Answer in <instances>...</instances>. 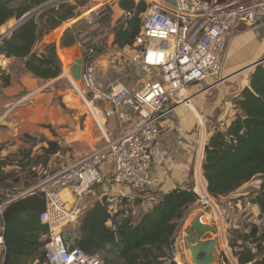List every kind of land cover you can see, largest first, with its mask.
Segmentation results:
<instances>
[{"label": "built area", "instance_id": "obj_1", "mask_svg": "<svg viewBox=\"0 0 264 264\" xmlns=\"http://www.w3.org/2000/svg\"><path fill=\"white\" fill-rule=\"evenodd\" d=\"M72 2L50 0L47 8ZM133 2L130 11L111 10L99 2L82 9L81 14L76 12L57 30L69 32L82 54L78 100L101 134L103 145L54 171L40 167L36 185L0 200L3 220L11 203L26 196L43 198L39 221L48 228L43 264H103L98 255L71 248L63 238V228L77 221L83 196L98 185L123 186L135 192L152 189V150L167 129L165 120L179 106L190 109L191 86L221 72L231 26L264 19V0ZM140 3L145 10L137 15L139 33L132 45L119 47L115 30L126 26ZM123 62L128 63L127 72ZM69 81L76 83L72 78ZM108 122L120 132L108 129ZM200 201L206 211L209 201ZM180 237L171 244L174 264H186L179 256V246H185ZM5 252L3 226L0 264H5Z\"/></svg>", "mask_w": 264, "mask_h": 264}, {"label": "trees", "instance_id": "obj_2", "mask_svg": "<svg viewBox=\"0 0 264 264\" xmlns=\"http://www.w3.org/2000/svg\"><path fill=\"white\" fill-rule=\"evenodd\" d=\"M49 1L0 0V27L12 20H20ZM81 2L46 8L31 16L0 41V55L20 62L24 71L37 79L58 78L62 70L56 47L43 43L45 47L39 53L35 48L45 36L57 31L73 18ZM118 5L128 11L135 7L133 0H119ZM144 10L145 4L140 3L126 27L121 26L115 30L116 45H132L140 30L137 15ZM74 43L72 35L65 32L60 46L68 48ZM9 79L8 76L3 78V87L10 85ZM234 104L237 110L235 119L226 129L214 130L204 147L203 177L207 183V192L213 198L226 197L253 178L264 177V61L254 68L249 77V86L242 90ZM23 137L25 140H33L30 136ZM46 145L40 148L44 156H54L60 152L56 142L48 141ZM33 146L20 150V157L16 161L9 163V156L0 158L1 189H13L18 184V181L10 183L14 181L15 174L4 171L9 165L19 168L15 170L17 174L25 167L29 169L31 165L35 167L43 163L42 154L37 156L36 161L31 160ZM30 185L31 182L26 187ZM199 189L205 192L203 187ZM196 201L197 196L192 188L175 189L163 195L135 223L127 211L110 214L106 205L97 204L83 216L77 229L78 238L74 245L69 246L100 256L104 264H164L166 261L174 264L171 261L172 239L178 223ZM252 203L258 206L260 216L264 218V194L257 196ZM43 209L44 200L39 195L26 196L6 208L3 213L5 264H22L25 262L23 256L30 257L32 262L44 263L43 252L47 241H39L38 237L47 235L48 229L35 219ZM39 230L43 233L37 236ZM243 238L244 242L254 238V231L252 235ZM238 248L234 254L238 264H264V260H255L258 254L262 255L260 245H256V252L248 246L241 245Z\"/></svg>", "mask_w": 264, "mask_h": 264}, {"label": "crops", "instance_id": "obj_3", "mask_svg": "<svg viewBox=\"0 0 264 264\" xmlns=\"http://www.w3.org/2000/svg\"><path fill=\"white\" fill-rule=\"evenodd\" d=\"M74 1L76 3L77 1H80V0H74ZM86 1H88V3L87 4L85 3L86 4L85 6L79 5L77 6L76 10L77 11L80 10L79 8H83L84 10L87 8L94 7L99 2H105L106 5L111 7L110 8L111 10L113 9L118 10L120 8L118 5L119 0H86ZM45 6H47V4L40 8H43ZM4 26L0 27V37L10 29L9 28L5 33H3L4 31L2 29ZM230 30L231 31L229 32L228 38H227V41H228L227 50L221 60L222 69H223L221 71L223 72V74L218 77L216 76L210 77L204 82V84L192 86L189 91L190 93L194 95L193 100H194L195 106L198 108L199 107L203 108V109L208 108L209 105H208L207 98H209L208 95H210L211 93L218 92V95H217L218 98H217V101H215V105L216 103H218L217 104L218 106H220V104L223 105V101L222 103L218 101L220 94H222L221 95L222 99L225 98V96L232 94L233 100L232 101L224 100L225 105L222 106L221 108L223 109L226 108L224 110H227L228 109L227 106L228 107L233 106L232 107V109H234L233 115L236 116L237 110H235V104H234L235 100L240 97L242 90L249 86V77L252 72L249 74L248 79H247V77H245V74L249 70L248 68H252V66H255V65L257 66L258 64L264 61V19L260 21L252 22V23L236 22L231 26ZM59 33L60 32L58 31H53L45 37L51 36L53 34H59ZM45 37L42 40V42H39L38 45H36L35 51L37 53L42 52L45 47L43 43L54 45L56 47L57 55L60 61L62 62L61 64L63 65V67L61 66V70L63 69L61 72L64 73V69L66 65L64 64V62L62 61L60 57V52L64 50H69L75 45L68 47V48H62L60 46V42L62 39L60 36L55 38L53 42H51L49 39ZM70 57L72 58L69 59L70 65L67 69V72L69 73L70 77L67 76V78L68 79L72 78L75 81V79L72 77L71 74L74 73L77 76L81 75L82 66H81V71H79V68L77 70V66L75 65H77L79 61L74 62L75 57L74 56H70ZM0 61L1 62L6 61L4 62L5 64L9 61H15V60H8L4 56L0 55ZM221 77L225 78V80H222ZM43 81H49V80L37 79L33 77L30 73L26 72V74H24L23 77L21 78L20 83L18 85H16V82L12 81L11 84H13L14 87L9 90L6 88L4 89L3 93L8 97V96H13L14 94L19 93L20 91L23 90L22 88L26 87L25 90L27 91L29 90L28 88H33L31 92H29V95H27L25 98L31 97V96L33 97H31L32 101H31V98L28 101L29 104L30 102L31 104L27 109L17 111V113H15L17 117L7 122L9 129L5 130L4 133H1L0 131V158L4 159L9 155H14V158L17 159L18 158L17 154L19 150H23V148L28 149L31 147V145H33L36 142L32 148L31 157H30V158H33L34 157L33 151H36L39 148L45 147L44 142L41 144H38V142H40L39 138L40 137L45 138L46 139L45 142L53 141L50 139V136H49L50 132L48 129H53V127L59 126L62 123H66L67 115L61 113L58 110V108L54 109L56 108L54 105L52 106V103H53L52 93L42 94L40 98L34 97L35 90L38 87L37 85ZM79 81H80V76H79ZM79 81H75V82L78 84ZM77 98L79 99L78 95H77ZM78 103H79V100H78ZM38 105L42 107H39ZM36 106L38 108H36ZM47 106L48 107L51 106V108L49 107L51 111L48 110ZM188 106L190 107V109L186 108L185 106H179L174 109V111L169 116V118L166 119L164 122V125L167 127V129L163 131L155 147L152 150L151 175H152L153 184H154L153 188L146 192H135L126 187L119 189V192H120L119 197L120 195H123V197L130 196L129 202L131 201L130 203L132 204V206L136 205L138 206L137 208L141 209V211L136 210L134 211L135 213L134 212L132 213V215L135 217L138 215V218L136 220L135 219L133 220L134 222L139 221L140 217L143 214H145L150 209H152L153 206L159 201V199L163 195L175 189L192 188L193 190L196 185L198 186V184H199V187L200 186L204 187V189H206L207 187V183L203 177V171H202V165L204 161V147L207 144L209 137L214 132V129L212 130L213 131L212 133L210 131H207L211 135H208L209 134L208 133L207 134L208 136L205 135L202 138V134L200 133L198 134V130L196 129L200 123L199 118H196V117H200V116L196 112V110L194 109V106L191 103ZM80 108L83 111L82 115H84L85 110L82 108L81 105H80ZM53 110L55 113L58 114V116L54 117L52 115ZM9 114L13 118V114L12 113H9ZM15 114L14 116H16ZM84 116H85L86 121L90 120L91 125L93 126L94 130H96L97 128L93 124L91 118L86 115ZM197 119L199 120V122L197 121ZM70 120L72 121L73 126H75V124L76 125L78 124L77 116H73V119H70ZM233 120L234 119H230L226 125L229 126ZM107 126H108V129L114 131L115 133L120 132L113 122H108ZM80 133H83V132L80 131ZM23 136H30L33 139L32 141H35V142L30 143L29 141L25 140ZM55 136L56 135L53 134V137ZM10 140H12L14 144L12 146H7V144L5 143ZM100 141H101V146H102L103 141L101 138H100ZM80 145L82 144H77V146H80ZM10 149H11V152H10ZM40 167H48V166L44 165V162H43L40 165L32 167V171H36L38 173ZM12 168L16 169V171L19 169L15 165ZM4 171L8 172V167H6ZM21 187L23 186L21 185ZM105 187L107 186L105 185ZM125 188L128 190H126ZM105 190L107 191L108 188H106ZM16 192H19V191L16 190ZM198 193L200 194L201 198L210 201L209 198H206V193L204 191H201L200 189H198ZM135 194H138L137 196H139L140 200H136ZM84 196L85 197H83L81 200L80 214L77 218V220L80 219V223L78 224V227H80L83 216L88 211L92 210L94 206L97 204L106 205L107 212L111 214L110 212L111 205H109V203H111L110 198H107V199H103V198L101 199L99 197L96 198L93 192V189L90 190L87 193V195H84ZM202 210L203 209L198 207L196 204L191 205L189 209L187 210V212L185 213L184 218L178 224L177 230L172 239V242H173L177 236H181L180 238H183L185 242V246L184 245L179 246V250L181 252V255L179 256H181L184 260L187 254L189 253V250L186 246V242H189L190 244H193V245L196 242L195 234L192 233L189 236H187L186 233L189 227L191 226L192 222L194 221V219L198 215H202L201 213ZM205 216L207 217L209 215H205ZM35 219H38L39 221V214L36 216ZM200 220L202 223H204L203 216L200 218ZM39 224L42 226H46L40 223V221H39ZM108 225L110 224L108 223ZM3 226H4V221L1 220L0 218V227H3ZM41 231L42 230H39L36 233V235L38 236L39 234H42L43 232ZM74 231L72 233L63 232V238L69 245H74L76 238H78L77 231L76 230ZM208 233L210 232H207L206 234ZM206 234L202 238V241L211 240L214 238V235L212 233H210L212 236L210 235L207 236ZM216 235H217V231H216ZM46 236L47 235H41L40 237H38L39 241H43V239H46L45 238ZM67 237L70 239H65ZM218 244L219 242L217 241L216 249L218 248ZM189 257L191 259L190 253H189ZM23 261L25 262L22 264H38L37 261L32 262L30 257L23 256Z\"/></svg>", "mask_w": 264, "mask_h": 264}, {"label": "rangeland", "instance_id": "obj_4", "mask_svg": "<svg viewBox=\"0 0 264 264\" xmlns=\"http://www.w3.org/2000/svg\"><path fill=\"white\" fill-rule=\"evenodd\" d=\"M80 2H81L80 5H83V6H85L88 3V1L86 0H80ZM72 3L74 4L75 1L73 0ZM79 9L80 10L78 11L76 10V12L78 14L83 13V10H81L83 8H79ZM16 22L17 20H12L8 24H6L2 29L4 31L3 33H5L9 28H11L14 24H16ZM63 34L64 32H60L59 34H53L45 38L53 42V40L57 38L58 36L62 38ZM42 40L40 42H42ZM70 56L75 57L74 62L79 61V63L75 66H77V70L79 68V71H81L82 54L76 46L72 47L69 50H64L60 52V57L62 61L64 62V64L66 65L64 70L67 72V69L70 65L69 59L72 58ZM4 62L0 61V131L1 133H4L5 130L9 129L7 122L17 117V115L15 114L17 113V111L27 109L30 106L31 102L29 104L28 101L30 100L31 97H33L31 96V97L25 98L27 95H29V92H31V90L33 89V88H28L29 90L27 91L25 90L26 87L22 88L23 89L22 91H20L17 94H14L13 96L7 97L3 93L5 88L9 90L14 87V85L11 84L12 81L16 82V85H18L23 75L26 74L20 62L9 61L5 64ZM123 63H124L123 64L124 69L127 72L128 63L127 62H123ZM61 66L63 67L62 64ZM255 67L256 65L252 66V68H248L249 70L245 74V77H247V79H248L249 74L252 72V70H254ZM222 74L223 72L221 71L216 77ZM71 75L75 79V81H79L80 75L77 76L74 73ZM6 76L10 78L9 79L10 85L8 87H3V78ZM221 79L225 80V78H222V77ZM204 82L196 84V85L204 84ZM196 85H193V86H196ZM37 86L38 87L35 90L34 97L40 98L42 94L52 93L53 94L52 106L54 105L56 107L54 109L58 108V110L61 113L67 115V120H66V123H62L59 126L53 127V129H48L50 132L49 133L50 139L56 142L57 146L60 148V152L54 156L46 157L44 156V152H41V149L39 148L38 150L33 151L34 160L31 159L32 161H36V159L38 158L37 156H40L42 154L43 156L42 162H44V165L48 166L50 170L54 171L59 167L68 165L69 163L72 162V160H76L79 157L101 146V141H100L101 134L96 128H95L96 130H94L93 126L91 125L90 120L86 121L85 116L82 115L83 111L80 108L78 100H76L72 96L73 90H72V87L70 85L69 79L67 78L66 74L61 72L58 78L49 80V81H43ZM191 87L188 89V94L189 96H193V99H194V95L190 93L189 91ZM217 95H218V92L211 93L210 95H208L209 98H207V101H208L209 106L208 108H205V109L196 107L194 100L192 99L191 101L193 103L194 109L201 117V118L200 117H196V118H199L200 121L202 120V124L199 123L198 127L196 128L198 130V134L199 133L202 134V138L209 133L207 131H210L212 133L213 129L214 130L218 129L221 131L226 129L228 127L226 125L228 121L230 119H235L234 117H236L235 115H233V112H234V109H232L233 106L228 107L226 105L228 108L227 110H224L226 108L224 109L221 108L222 106L225 105V101L233 100L232 94L225 96V98L223 99L221 98L222 94H220L218 101L221 103L223 101V105L220 104V106L217 105L218 103H216L215 105V101H217V98H218ZM31 101H32V98H31ZM38 106L42 107L40 105ZM49 107L51 108V106ZM49 107H48V110L51 111ZM36 108L38 107L36 106ZM9 113L13 114V118ZM14 114L16 116H14ZM52 115L54 117L58 116V114L55 113L54 110H53ZM73 116H77V119H78L77 120L78 124L77 125L75 124V126L72 125V121L70 120V119H73ZM199 120L197 119L198 122ZM80 131H82L83 133H80ZM53 134L56 136L53 137ZM208 135H211V134L209 133ZM12 140L7 141L5 144H7V146H12L14 144ZM27 141H29L30 143L35 142L32 140H27ZM39 141L40 142H38V144H41L44 142L45 147H47L45 138L40 137ZM77 144H82V145L77 146ZM24 150H26V148H23V151ZM10 152H11V149H10ZM9 157L10 159L8 160V162L10 163V162L18 160L20 156L17 159L14 158V155H9ZM31 166L33 167V165ZM12 167L13 166H10V165L8 166V172L10 174L13 173L16 176L13 177L14 181H11L10 183L18 181V184L14 185L12 187L13 189H9V188L1 189L0 188V200H4L6 197L7 198L10 197L12 193H16V190H18L19 192L21 191L23 192L33 187L34 185H36V183L39 181V175L36 171H32V167H29V169L25 167L23 168V170H20L19 173L17 174L15 173L16 169ZM29 182H31V185L26 187V184H29ZM263 183H264V177L253 178L252 180H250L248 183L243 185L238 190L232 192L226 197H219V198H213L212 196L208 194L207 189H204L206 196L210 199V201H209L208 209L206 211L202 210L201 213L203 216L204 224H209L213 226L217 231L216 238H217V241L219 242L217 252L220 254V261H221L218 264L220 263L230 264L229 261L237 262V259L234 254L238 251L239 249L238 247L241 245L248 246L250 249L253 250V252H256V245H260L263 249L262 255L258 254L255 260L257 262H261L262 260H264V218L260 216V211H259L258 206L252 203L253 200L257 196H261V194H264V188H262ZM21 185L23 187H21ZM106 188H108L107 191L105 190ZM122 188L124 187L116 186V185H107V187H105L104 185H98L93 188V192L96 198L98 197L101 199L110 198L111 203H109V205H111V211H110L111 214H116L117 212L127 211L128 214L130 213V215L132 216V220L134 219L136 220L138 218V215L135 217L132 215V213L136 210L141 211V209L137 208L138 206L136 205L132 206V204L130 203L131 201L129 202L130 196L123 197V195H120L119 197V194H120L119 189H122ZM198 189H199V184L198 186L196 185L195 188L193 189V192L197 196V201L194 204L202 208V205H201L202 203L200 201L201 196L198 193ZM137 195L138 194H135L136 200H140L139 196ZM66 199L71 201V198L68 195ZM205 215H209V216L206 217ZM79 223H80V219L75 222V225H74L75 227L72 225H66L63 228V232L72 233L74 230L77 231V229L79 228L78 227ZM253 231H254V238H250L248 239L247 242H244L243 237L247 235L249 236L252 235ZM206 235L212 236L210 233ZM65 239H70V238L67 237ZM43 241H46V239H43ZM101 260L103 262V259ZM183 261L186 264H190V263L193 264L189 257V253L187 254L185 260L183 259ZM164 264H169V263L168 261H166L164 262ZM214 264H217V263H214Z\"/></svg>", "mask_w": 264, "mask_h": 264}, {"label": "water", "instance_id": "obj_5", "mask_svg": "<svg viewBox=\"0 0 264 264\" xmlns=\"http://www.w3.org/2000/svg\"><path fill=\"white\" fill-rule=\"evenodd\" d=\"M47 8V6L36 10L33 13L27 14L20 20L16 22L5 34L0 37V41L4 39L9 33H11L14 29L20 26L23 22L28 20L31 16L35 15L37 12L42 11L43 9ZM202 215H198L194 221L192 222L191 226L187 231V236L190 234H195L196 242L195 244H190L186 242V246L189 250L191 261L193 264H214L220 262V254L217 252L216 244V230L213 226L208 224H204L201 222L200 218ZM207 232H210L214 235V238L211 240L202 241V238L205 236ZM216 259H215V258Z\"/></svg>", "mask_w": 264, "mask_h": 264}, {"label": "bare ground", "instance_id": "obj_6", "mask_svg": "<svg viewBox=\"0 0 264 264\" xmlns=\"http://www.w3.org/2000/svg\"><path fill=\"white\" fill-rule=\"evenodd\" d=\"M66 71L64 70V74H66V76H68V77H70L69 76V73L68 72H66ZM71 85V87H72V90H73V94H72V96L76 99V100H78V98H77V90L79 89V86H78V84L77 83H73V84H70ZM200 124H202V121H200Z\"/></svg>", "mask_w": 264, "mask_h": 264}]
</instances>
